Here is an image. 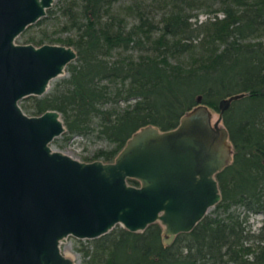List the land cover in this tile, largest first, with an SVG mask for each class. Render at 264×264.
<instances>
[{
    "label": "trees",
    "instance_id": "1",
    "mask_svg": "<svg viewBox=\"0 0 264 264\" xmlns=\"http://www.w3.org/2000/svg\"><path fill=\"white\" fill-rule=\"evenodd\" d=\"M113 1L61 0L58 28L72 33L42 31L24 41L76 49L67 76L24 98L32 114L58 110L67 135L95 133L112 144L91 159L113 160L141 126L172 128L199 103L218 111L220 98L247 94L222 113L233 156L216 173L221 199L210 212L170 244L158 222L142 231L116 224L87 242L77 239L84 264H264V0H154L159 19L131 5L137 19L129 27ZM199 11L211 15L199 20ZM251 213L262 214L256 231Z\"/></svg>",
    "mask_w": 264,
    "mask_h": 264
},
{
    "label": "water",
    "instance_id": "2",
    "mask_svg": "<svg viewBox=\"0 0 264 264\" xmlns=\"http://www.w3.org/2000/svg\"><path fill=\"white\" fill-rule=\"evenodd\" d=\"M52 3L0 0V264H74L60 249L66 236L94 238L116 224L158 222L170 244L221 199L216 173L233 156L222 113L247 92L220 98L215 119L199 103L172 128L139 127L111 161L53 149L65 130L59 111L29 115L19 100L42 95L76 49L15 41Z\"/></svg>",
    "mask_w": 264,
    "mask_h": 264
},
{
    "label": "rangeland",
    "instance_id": "3",
    "mask_svg": "<svg viewBox=\"0 0 264 264\" xmlns=\"http://www.w3.org/2000/svg\"><path fill=\"white\" fill-rule=\"evenodd\" d=\"M60 1L61 0H53V3L50 6V8L52 9L51 14H48V12L46 11L45 14L39 18V20H36L35 22L31 23V25H28L16 37L15 41L19 43H31L30 41L29 42H24V41L26 39L28 40V38H31L33 36L38 38V36L40 35L42 31H46V33L52 35L53 37H65L68 34L72 33V30H65V29L58 28V26L63 25L64 23V17L60 15V11H59ZM131 5H133V7L140 5L142 7L146 6L148 8H151L154 13H157L156 20L159 19L160 13L162 11L160 7H159L160 10H158L156 7L151 6V5H154V0H114L112 2V8L114 12L118 11L123 15L128 27L134 24L137 19L133 11L129 10L128 8ZM198 13L199 14L197 18L199 20L205 19L207 16L211 15L210 13L203 12V11H199ZM42 19L44 21L39 23V21H41ZM192 19H195V18H192ZM52 24H54V26H51ZM49 43L62 44L60 42H49ZM75 58L71 60L70 62L75 61ZM68 74L69 72L67 71L65 67V71L62 74L50 80L49 86L47 87L45 92L49 91L55 85L57 80H59L60 78L64 76H67ZM28 101L29 99L23 97L19 100V104L22 107L24 112H26L29 115H34L31 113V110L27 108ZM120 105H124V102H121ZM210 110H211V113L213 114V119H215L218 115V111L211 107H210ZM60 116H61V113H60ZM64 126H65V123H64ZM49 144L53 149L60 150L62 152L69 154L70 156L74 158H77L79 160H86V161L93 160L91 158H92L93 153L96 151V149L98 148L108 149L112 145L105 138L96 136L95 133H90L88 135H80V134L67 135L66 126H65V130L58 136L54 137ZM97 159H101V158H97ZM212 208L213 206L209 208L207 212H210ZM249 222L251 225V229L256 231L258 227L260 226V224L262 223V214L261 213H251L249 217ZM77 239H81L82 241L87 242L86 240L89 238H76L72 235H68L66 236L64 240L60 242V249L67 256H70L73 258L74 264H84L82 255L77 247L78 245L76 241Z\"/></svg>",
    "mask_w": 264,
    "mask_h": 264
}]
</instances>
